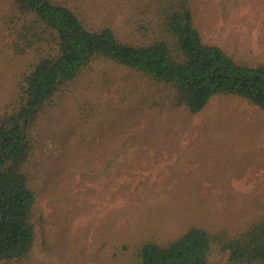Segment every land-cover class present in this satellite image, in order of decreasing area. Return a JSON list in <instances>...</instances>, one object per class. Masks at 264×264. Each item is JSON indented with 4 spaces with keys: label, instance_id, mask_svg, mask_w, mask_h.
Listing matches in <instances>:
<instances>
[{
    "label": "rangeland",
    "instance_id": "rangeland-1",
    "mask_svg": "<svg viewBox=\"0 0 264 264\" xmlns=\"http://www.w3.org/2000/svg\"><path fill=\"white\" fill-rule=\"evenodd\" d=\"M122 41L155 36L164 0H54ZM13 0H0V115L29 57L11 47ZM205 42L264 62V0H191ZM32 128L27 172L43 216L24 259L1 264H140L138 246L192 225L235 234L264 217V111L219 95L197 115L136 71L98 60ZM213 264H227L218 249Z\"/></svg>",
    "mask_w": 264,
    "mask_h": 264
},
{
    "label": "trees",
    "instance_id": "trees-1",
    "mask_svg": "<svg viewBox=\"0 0 264 264\" xmlns=\"http://www.w3.org/2000/svg\"><path fill=\"white\" fill-rule=\"evenodd\" d=\"M12 7L11 47L30 64L17 82L15 106L0 115V264L31 253L43 219L27 172L35 149L31 130L93 62L110 61L165 85L173 105L191 115L219 95L264 111V62H239L205 42L191 0H164L155 36L138 43L122 41L111 27L90 29L58 1L13 0ZM137 248L140 264H213L215 249L228 256L227 264H264V217L235 234L192 225L168 242L146 240Z\"/></svg>",
    "mask_w": 264,
    "mask_h": 264
}]
</instances>
